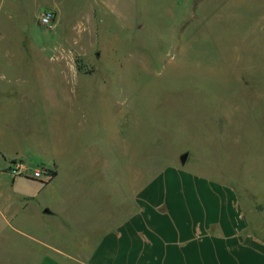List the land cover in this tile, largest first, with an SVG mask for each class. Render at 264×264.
I'll return each instance as SVG.
<instances>
[{"label":"rangeland","instance_id":"1","mask_svg":"<svg viewBox=\"0 0 264 264\" xmlns=\"http://www.w3.org/2000/svg\"><path fill=\"white\" fill-rule=\"evenodd\" d=\"M0 152L3 193L29 197L0 200L1 224L49 241L61 216L91 243L167 166L233 184L264 217V0H0Z\"/></svg>","mask_w":264,"mask_h":264},{"label":"crops","instance_id":"2","mask_svg":"<svg viewBox=\"0 0 264 264\" xmlns=\"http://www.w3.org/2000/svg\"><path fill=\"white\" fill-rule=\"evenodd\" d=\"M105 153L108 166L107 148ZM2 171L0 200L7 207L28 201L27 195L3 193L8 179ZM11 180L12 187H23L19 178ZM251 208L254 214L233 184L167 166L138 189L136 207L120 223L104 225L91 243L87 235L74 246L78 230L61 216L67 236L58 241L36 229L3 226L9 208L0 205V264H264L263 211Z\"/></svg>","mask_w":264,"mask_h":264},{"label":"built area","instance_id":"3","mask_svg":"<svg viewBox=\"0 0 264 264\" xmlns=\"http://www.w3.org/2000/svg\"><path fill=\"white\" fill-rule=\"evenodd\" d=\"M57 20V14L53 10L45 11L40 16V23L43 26L51 27L55 25V22ZM28 169L22 162H15L13 163V166L11 168V174L12 176H25L26 178H32L35 180L45 181L44 178L46 177V181L48 182L51 180L52 175L48 171H40L36 170L33 174L27 173Z\"/></svg>","mask_w":264,"mask_h":264},{"label":"trees","instance_id":"4","mask_svg":"<svg viewBox=\"0 0 264 264\" xmlns=\"http://www.w3.org/2000/svg\"><path fill=\"white\" fill-rule=\"evenodd\" d=\"M13 163H15V162H13ZM50 172V174L52 175V178H54V177H56V175H57V173L56 172H52V171H49ZM35 180V179H34ZM40 181V180H39Z\"/></svg>","mask_w":264,"mask_h":264}]
</instances>
